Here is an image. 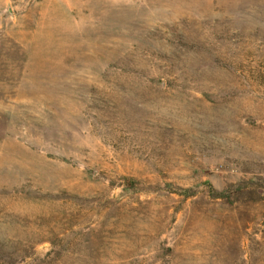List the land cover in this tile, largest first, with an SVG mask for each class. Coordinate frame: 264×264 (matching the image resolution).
Segmentation results:
<instances>
[{
    "label": "rangeland",
    "instance_id": "rangeland-1",
    "mask_svg": "<svg viewBox=\"0 0 264 264\" xmlns=\"http://www.w3.org/2000/svg\"><path fill=\"white\" fill-rule=\"evenodd\" d=\"M0 264H264V0H0Z\"/></svg>",
    "mask_w": 264,
    "mask_h": 264
}]
</instances>
